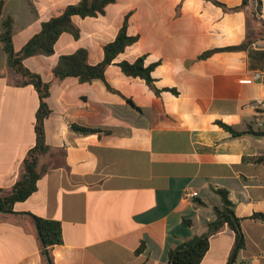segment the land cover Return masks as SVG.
<instances>
[{
  "label": "crops",
  "instance_id": "crops-1",
  "mask_svg": "<svg viewBox=\"0 0 264 264\" xmlns=\"http://www.w3.org/2000/svg\"><path fill=\"white\" fill-rule=\"evenodd\" d=\"M81 0H4L19 52L44 23ZM115 0L104 15L74 18L80 37L60 36L52 56L24 61L52 84L45 121L50 152L38 190L0 212V264H49L33 216L62 224L54 264H169L180 246L209 232L225 190L242 219L245 247L225 225L210 237L201 264H264V136L234 137L218 122L264 133V15L256 0ZM128 17L138 41L106 71V82L57 80L60 58L86 49L90 65L104 59ZM247 43L244 50L205 53ZM145 59L159 94L127 77L119 63ZM254 79L253 82H247ZM8 64L0 40V189L10 192L36 144L40 97ZM74 126L88 129L80 132ZM192 189L196 196L185 198Z\"/></svg>",
  "mask_w": 264,
  "mask_h": 264
},
{
  "label": "trees",
  "instance_id": "trees-1",
  "mask_svg": "<svg viewBox=\"0 0 264 264\" xmlns=\"http://www.w3.org/2000/svg\"><path fill=\"white\" fill-rule=\"evenodd\" d=\"M115 0H81L78 4L70 5L59 17L52 18L44 23L40 33L36 34L19 52L14 48L13 34L14 21L12 18L3 19L4 0H0V40L4 46V52L8 57L9 66L24 78L23 85H32L37 90L40 97V106L36 114V144L29 151L24 160L22 178L13 186L10 192L0 189V212L19 214L14 210L17 203L25 202L37 190L38 182L45 174L46 169H39V160L42 155L50 152L51 148L46 143L45 121L51 115V110L47 99L50 96L52 84L45 82L43 78L29 70L24 61L34 56H52L55 53V46L60 36L69 33L75 38L80 37V30L74 23L75 17L82 19L96 18L104 15L106 8L114 3ZM215 4L226 7V5L216 1ZM250 0H243L240 7L232 10H241L249 5ZM138 41L137 37L128 34V17H126L124 26L119 31L116 39L104 47V59L97 65H90L88 62L89 54L86 49H80L72 55L62 56L54 68V77L57 80L66 78H77L81 83H92L94 81L106 82V71L115 60L123 54L126 49ZM247 43L236 47L216 49L202 55V58H208L217 52L244 50ZM122 72L127 77L140 78L156 91H160L154 84L152 73L156 64L146 66L145 59L139 58L131 63L123 61L118 64ZM107 87L114 91L108 84ZM225 130L232 133L234 137L244 135L264 136V133L254 132L253 130L237 131L233 127L218 122ZM76 131L90 132L88 129L74 126ZM256 164H264V156L253 158ZM217 193L222 199V207L215 208L217 220L210 226L209 232L201 237L180 246L171 254L169 264H201L210 247V237L219 232L225 225H228L236 233V250L245 247L241 222L235 213V206L229 199V194L225 190H218ZM39 228V236L42 242V253L49 264H54L52 258V248L63 244L62 224L58 221L46 220L33 216ZM253 220L264 222V213H256L251 216ZM234 258V257H233ZM229 264H233V259Z\"/></svg>",
  "mask_w": 264,
  "mask_h": 264
},
{
  "label": "built area",
  "instance_id": "built-area-1",
  "mask_svg": "<svg viewBox=\"0 0 264 264\" xmlns=\"http://www.w3.org/2000/svg\"><path fill=\"white\" fill-rule=\"evenodd\" d=\"M255 78V80H259V81H261V82H263L264 83V75L263 74H261V73H258V74H256V76L254 77ZM253 80L254 79H250V80H248L247 82H253ZM255 106L256 107H264V102H262V101H259V102H257L256 104H255ZM196 196V194H195V192L192 190V189H189V191H186V193H185V198L186 199H189V198H194Z\"/></svg>",
  "mask_w": 264,
  "mask_h": 264
},
{
  "label": "rangeland",
  "instance_id": "rangeland-1",
  "mask_svg": "<svg viewBox=\"0 0 264 264\" xmlns=\"http://www.w3.org/2000/svg\"><path fill=\"white\" fill-rule=\"evenodd\" d=\"M256 5H255V13L258 17H261L264 15V0H256Z\"/></svg>",
  "mask_w": 264,
  "mask_h": 264
},
{
  "label": "water",
  "instance_id": "water-1",
  "mask_svg": "<svg viewBox=\"0 0 264 264\" xmlns=\"http://www.w3.org/2000/svg\"><path fill=\"white\" fill-rule=\"evenodd\" d=\"M37 229H38V232H39V228H38V226H37Z\"/></svg>",
  "mask_w": 264,
  "mask_h": 264
}]
</instances>
